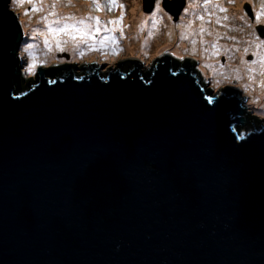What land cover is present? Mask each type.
<instances>
[{
  "label": "water",
  "instance_id": "1",
  "mask_svg": "<svg viewBox=\"0 0 264 264\" xmlns=\"http://www.w3.org/2000/svg\"><path fill=\"white\" fill-rule=\"evenodd\" d=\"M23 40L0 0V264H264V121L239 93L168 57L24 90Z\"/></svg>",
  "mask_w": 264,
  "mask_h": 264
},
{
  "label": "rangeland",
  "instance_id": "2",
  "mask_svg": "<svg viewBox=\"0 0 264 264\" xmlns=\"http://www.w3.org/2000/svg\"><path fill=\"white\" fill-rule=\"evenodd\" d=\"M36 1L31 0L29 3L28 0H11L14 13L25 32L21 46V76L24 81L30 76L34 77L39 67L49 68L55 63L63 65L70 61L79 64L99 62L113 69L120 61L136 59L144 64L151 63L169 52L179 60L194 59L195 70L199 69L207 76L204 83L206 89L217 91L232 88V84L235 85V90L241 89L245 95L243 97H247L243 107H247L249 114L257 111L258 115L261 114L258 119L263 120L264 39L260 38L256 27L264 26V0H210L207 3L206 0H186V7L178 22H174L173 17L163 10L162 0L156 1L151 13L144 12L143 0H115L114 3L112 0H45L43 5H57L59 2L65 5L50 12L49 20L46 19L47 9H39L36 14L39 21L34 24L31 15L36 10ZM86 4L92 8L83 12V15L80 11H75L76 6ZM246 5L252 8L254 21L248 16ZM256 13H261L259 23L256 22ZM110 19L115 23L109 25ZM131 19L137 23L138 35L131 28ZM191 20L196 24L189 28ZM73 23L79 25L75 27L79 31L69 30ZM117 24L118 28L113 29ZM107 25L110 29L104 30ZM48 26L55 30H51L50 34L57 33L63 41L50 34V40H47ZM66 26L67 31H58ZM155 26L158 34L152 33ZM68 33L74 35L70 40H81L74 51L69 46H63L69 40L65 38ZM235 39H252L261 45L259 51L248 49L240 52V61H243L241 73L237 72L239 64L233 61L236 51L224 48V44L233 45ZM52 46L55 47L51 50ZM195 46L199 49L191 50ZM26 48L29 49L28 52L25 51ZM209 53V63L212 66L206 64ZM108 67L101 69H109ZM214 68L221 74L215 73Z\"/></svg>",
  "mask_w": 264,
  "mask_h": 264
},
{
  "label": "bare ground",
  "instance_id": "3",
  "mask_svg": "<svg viewBox=\"0 0 264 264\" xmlns=\"http://www.w3.org/2000/svg\"><path fill=\"white\" fill-rule=\"evenodd\" d=\"M44 1L45 0H42V1H40V0H37L36 1V10H35V12L31 15V18L34 20V24H36L38 21H39V19H38V17L36 16V14H37V12L39 11V9H42V8H46L47 9V16H46V19L47 20H49L51 17H50V12H52V11H57L56 9H58L59 7H61V6H64L65 4L63 3V2H59L57 5H43V3H44ZM82 2H84L85 0H81ZM86 1H88V0H86ZM236 1H238V2H240L241 0H236ZM49 8H53L52 10H50ZM92 8V6L91 5H89V4H86V5H79V6H76L75 7V11H80V13L83 15V12H86V11H88L89 9H91ZM23 13V12H22ZM68 14H70L69 13V11L67 12ZM78 16H81L80 14H78ZM23 17L26 19V16L25 15H23ZM115 22V21H114ZM26 24H27V21H26ZM69 24H71V22L69 23ZM74 25H72L71 27H70V29L69 30H72L73 29V26H75V27H78L79 25L78 24H75V23H73ZM112 25L113 24V19H110V23H109V25ZM130 24L132 25L131 26V28H132V30L136 33V35H138L137 34V31L139 30L138 29V26H137V23H136V21H134L133 19H131L130 20ZM189 24H190V26L191 27H189V28H192L195 24H196V22L194 21V20H191L190 22H189ZM109 25H107L106 27H105V29L104 30H109L110 29V26ZM116 28H118V24H117V27H115L114 28V26H113V29H116ZM194 29V28H193ZM48 30L49 31H47L46 32V36H47V40H50V35H52L53 37H55V38H57L59 41H63L60 37H58V34L57 33H51L50 34V32H51V30L52 31H55L54 30V28H52V26H48ZM152 33H154V34H158V30H157V26H155V27H153V29H152ZM50 34V35H49ZM200 34L202 35V33L200 32ZM49 36V37H48ZM71 36H74L73 34H70V33H68V34H66L65 35V38L66 39H69ZM249 36H252V35H249ZM139 40V39H138ZM78 42H81V40H77V39H73V40H68L63 46H69V48L70 49H72L73 51L75 50V47L76 46H78ZM234 42L235 43H233V45H228V44H224V48L225 49H227V50H233V51H236L235 52V58H234V62H237L239 65H237V72L238 73H241L242 71H243V67H242V64H243V61L241 60L240 61V58H241V55H242V53H240L241 51H243V50H248V49H251V50H255V51H259L260 50V48H261V45H260V42H258V41H255V40H252L251 39V41H248V40H244V39H241V40H234ZM245 42H247V44L245 43ZM47 45H48V43H46ZM139 44H141V41L139 40ZM54 47L55 46H52L51 47V50L52 49H54ZM132 47L134 48V45H132ZM195 48H197V49H199V47L198 46H195L194 47V49L192 48L191 50H195ZM210 53L206 56V58L208 59L207 61H206V64H208L209 66H212L211 65V63H209V59H210ZM240 62V63H239ZM236 64V63H235ZM214 70V72L215 73H218V74H221L216 68H214L213 69ZM235 71V70H234ZM233 72V71H232ZM232 86V88H235V85L234 84H232L231 85Z\"/></svg>",
  "mask_w": 264,
  "mask_h": 264
},
{
  "label": "clouds",
  "instance_id": "4",
  "mask_svg": "<svg viewBox=\"0 0 264 264\" xmlns=\"http://www.w3.org/2000/svg\"><path fill=\"white\" fill-rule=\"evenodd\" d=\"M157 1V0H156ZM162 4H163V0H162ZM161 4V5H162ZM187 4V3H186ZM155 5H156V3H155ZM144 6V5H143ZM154 8H155V6H154ZM162 8H163V6H162ZM164 10V9H163ZM165 11V10H164ZM184 11V10H183ZM153 12V11H152ZM168 13V12H167ZM183 13V12H182ZM169 14V13H168ZM170 15V14H169ZM182 15V14H181ZM181 17V16H180ZM23 29V28H22ZM24 31V30H23ZM24 34H25V32H24ZM24 39H25V35H24ZM24 41V40H23ZM23 44V43H22ZM168 55H173V54H169V52H167L165 55H163V56H161L160 57V59H157L155 62H157V61H163L166 57H168ZM174 56V55H173ZM169 58V57H168ZM185 61H186V59H184ZM188 60H190V61H192V60H194V59H191V58H188ZM183 61V60H182ZM195 61V60H194ZM194 61H192V63L194 64ZM224 61V60H223ZM195 63H196V61H195ZM139 64H144L142 61H140V60H136V59H134V60H128V61H120V62H118V64L115 66L116 68H121V67H127V66H133V65H139ZM61 66H63V67H65V68H67L68 70H80V71H85V70H102L101 68L102 67H104V68H106V67H108L109 65H107V64H101V63H99V62H92V63H84V64H79L78 62H67V63H64L63 65H61ZM21 68H22V62H21ZM109 69H112V68H110V66L108 67ZM38 69H43V70H46V69H48V67H44V66H41V67H39ZM38 69H37V71H38ZM188 69H190V68H188ZM197 69V68H196ZM191 70V75L194 77V79H196L197 81H196V83L200 86V88L203 90V91H210V92H213V90L212 89H206V87H205V85H204V83H205V80H206V75L205 74H202L201 72H200V70L198 69V71L197 70H195V71H193L192 69H190ZM201 73V74H200ZM37 75V72L35 73V76ZM34 76V77H35ZM28 80V79H27ZM208 87H209V85H208ZM236 88V87H235ZM235 88H227V90H230V91H232V92H234V93H239L240 94V91L239 90H235ZM243 96H245V95H240V99L241 100H243V103H242V105L244 104V103H246V99H247V97H243ZM246 109V111H247V107L245 108ZM259 113L257 112V111H255L254 113H250V115L251 116H254V118H256V119H258V117H261V114L260 115H258ZM258 120H260V121H264V118H263V120L260 118V119H258Z\"/></svg>",
  "mask_w": 264,
  "mask_h": 264
},
{
  "label": "trees",
  "instance_id": "5",
  "mask_svg": "<svg viewBox=\"0 0 264 264\" xmlns=\"http://www.w3.org/2000/svg\"><path fill=\"white\" fill-rule=\"evenodd\" d=\"M52 70H53V73H56L57 76L64 73V72H62V68H55V70L50 69V71H52ZM53 73H51V75ZM37 79H38V77H36V76L35 77L30 76V78H28V80H25V81L20 78V80H19L20 87L24 90L29 89L36 82ZM255 119L256 118H252L250 116L248 117V120H249L251 126H254L255 124H257V121H256L257 119L256 120Z\"/></svg>",
  "mask_w": 264,
  "mask_h": 264
},
{
  "label": "flooded vegetation",
  "instance_id": "6",
  "mask_svg": "<svg viewBox=\"0 0 264 264\" xmlns=\"http://www.w3.org/2000/svg\"><path fill=\"white\" fill-rule=\"evenodd\" d=\"M168 57H169V59H171V61H172V64L177 68V67H179V66H184V67H186V68H190V69H192L193 71H195V62H194V64L192 63V61H190V60H188V59H186V61H182V60H184V59H181V60H179L178 58H176L175 56H173V55H168ZM184 64V65H183ZM227 88H230V87H227ZM226 88V89H227ZM240 91V95H242L243 93H242V90L240 89L239 90Z\"/></svg>",
  "mask_w": 264,
  "mask_h": 264
},
{
  "label": "snow or ice",
  "instance_id": "7",
  "mask_svg": "<svg viewBox=\"0 0 264 264\" xmlns=\"http://www.w3.org/2000/svg\"><path fill=\"white\" fill-rule=\"evenodd\" d=\"M14 2H22V0H14ZM28 2L29 3H31V0H28ZM112 2L114 3L115 2V0H112ZM207 2H210V0H206V3ZM222 11H224V9H221ZM245 15H247L246 13H245ZM260 20H261V13H256V22L257 23H259L260 22ZM113 23H115V22H113ZM68 30V27L66 26L65 28H62V29H59L58 31H67ZM73 30L74 31H79V29H76L75 28V26H73ZM257 39H259V37H257ZM46 43H47V41H46ZM262 43H264V41H262ZM31 46H29V48H30ZM61 50H63V49H61ZM25 51L26 52H28L29 51V49H25ZM33 60L35 59V57H31ZM32 65H30V67H31Z\"/></svg>",
  "mask_w": 264,
  "mask_h": 264
}]
</instances>
